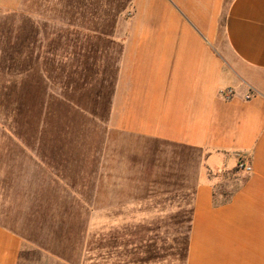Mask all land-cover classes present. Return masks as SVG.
I'll return each instance as SVG.
<instances>
[{"label":"crops","instance_id":"crops-1","mask_svg":"<svg viewBox=\"0 0 264 264\" xmlns=\"http://www.w3.org/2000/svg\"><path fill=\"white\" fill-rule=\"evenodd\" d=\"M130 4L95 61L65 32L0 50V264H264V0ZM89 151L100 160L72 161ZM95 172L118 221L98 233L93 207L81 225L72 197L48 209Z\"/></svg>","mask_w":264,"mask_h":264},{"label":"rangeland","instance_id":"rangeland-1","mask_svg":"<svg viewBox=\"0 0 264 264\" xmlns=\"http://www.w3.org/2000/svg\"><path fill=\"white\" fill-rule=\"evenodd\" d=\"M78 1V2H77ZM78 6H83L82 8H79L78 6V14H73V8H69V0H0V50L3 48L7 51L13 52V50H18L21 47H17L18 42L25 40L26 32L29 30L27 28L26 21H29V24H33L35 26L36 30L44 34V39H49L50 34L52 32H65L70 22L73 20H77L78 23H76L78 26L83 27H89L93 25V23H101V18L104 16L103 12H101L99 9L95 10L94 5L95 3H105V0H77ZM112 0H109V3ZM116 1V0H115ZM121 1V6H124V11L121 12L120 16L124 18H128L131 13V0H117V2ZM73 3V2H72ZM86 6V7H85ZM72 11V12H71ZM75 12V9H74ZM72 13V14H71ZM118 16V15H117ZM117 16L114 18L115 20L107 19L106 24H110L109 30L114 33L116 31L117 26ZM53 19L57 21L56 23L53 22ZM58 21H61V24L58 25ZM113 26V27H112ZM35 30V31H36ZM49 42H53L54 44H62L64 40H58V41H49L45 40L43 41L42 45H48ZM68 43V42H67ZM52 46L53 44L50 43ZM118 42L115 41V44L112 45L111 48V54H112V60L113 62L116 61L117 58V50H118ZM9 65V64H6ZM0 81L6 82V85L12 82L11 78L6 76L0 75ZM6 89L0 88V100H4L5 98H1V94L3 91L5 92ZM9 91L7 88V98H6V107L9 110V107L7 106V99ZM4 105V102L2 101V104ZM2 110L0 109V112ZM4 111V112H3ZM3 113H6V109H3ZM5 118V115H4ZM1 119V116H0ZM4 123V122H3ZM47 136L49 137V132H47ZM51 136V135H50ZM57 140L60 141V138L57 137ZM52 154V155H51ZM47 155H51L54 160H61V161H71L70 156L73 157L76 155L74 152H55V153H47ZM80 155V162H77L78 164H81L85 167L86 160L91 158L93 160H100V152L99 151H89V152H81ZM97 169H100L97 167ZM81 169H79V172ZM5 173V168L0 167V176L1 173ZM97 172H95L94 175H86L79 173L77 175V184L74 185H60L61 190L55 188L53 189L55 192H59V200L58 204H61L59 206L52 205L48 209L51 210H59L63 211L66 203L70 202L69 197H72V200L74 204L72 207L78 211V224H82L85 221V211L88 208H94V214L90 215V222L89 226L91 229V232L98 233L102 230H107L109 227V224L118 223V221H115V219L111 217H103L102 214H100V207H101V195L105 191L104 185L100 183V176L98 178L96 177ZM233 177H224L225 180L223 183L219 185L220 191L224 193H230L233 188L235 187V184L237 181L234 180ZM94 182V183H93ZM106 186V185H105ZM111 190V187H110ZM2 191H5V187H1L0 185V193H3ZM71 195V196H70ZM125 203V201L123 200ZM126 202H129L126 200ZM132 204V203H130ZM119 218V217H117ZM83 221V222H82ZM103 224H107L104 226ZM183 236H185V233H182ZM176 235V234H175ZM183 242L185 243V238H183ZM44 260V259H41ZM47 261H44V263H37V264H56L53 259H46ZM36 264V263H34Z\"/></svg>","mask_w":264,"mask_h":264},{"label":"trees","instance_id":"trees-1","mask_svg":"<svg viewBox=\"0 0 264 264\" xmlns=\"http://www.w3.org/2000/svg\"><path fill=\"white\" fill-rule=\"evenodd\" d=\"M120 3L121 1L119 3H116L113 1L108 5L106 3L104 7L98 8L95 6V10L99 9L101 12H103L104 16L101 18V23H98V24L93 23V25L90 26V28L88 29L83 26L68 25L67 29L65 30V33L67 34V36L69 34L76 35L77 45L75 47L81 51V54H83L82 56L83 58H85L84 57L85 55L88 56V58L93 55L92 57H93V60L95 61L96 60L95 54L100 49L99 43L107 42L109 43V45L112 43V40L110 38L108 39V36L111 33V30H109L111 26L110 24L108 23L106 24L105 22L107 19L115 20L114 18H116V16L119 15V13L124 9V6H121ZM25 23H27L26 25L29 30L26 32L27 34L24 39L26 40L28 39V42H33L34 40H29L30 38L29 35H31L32 33H38L39 30L37 31L35 26H33V24H29V21L28 22L26 21ZM80 33L83 34V36L86 34L85 36L87 40L80 39L78 35ZM91 39H92V43H91ZM25 42H26L25 40L18 42L17 47H22ZM67 42H69L68 39L66 40V43ZM85 43H88V44H85ZM51 66H53V62L51 63ZM68 76L69 75H67V77ZM177 250H178V253L182 256L183 254L181 253L183 252V249L181 247H178Z\"/></svg>","mask_w":264,"mask_h":264},{"label":"built area","instance_id":"built-area-1","mask_svg":"<svg viewBox=\"0 0 264 264\" xmlns=\"http://www.w3.org/2000/svg\"><path fill=\"white\" fill-rule=\"evenodd\" d=\"M223 96H224L225 99H229L231 97V92L230 91H225ZM237 169L245 171L246 173H250V167L248 165L244 164L241 159L237 163Z\"/></svg>","mask_w":264,"mask_h":264}]
</instances>
